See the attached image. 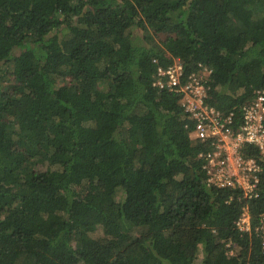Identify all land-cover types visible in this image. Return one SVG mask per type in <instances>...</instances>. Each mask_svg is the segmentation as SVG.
<instances>
[{
	"label": "trees",
	"instance_id": "trees-1",
	"mask_svg": "<svg viewBox=\"0 0 264 264\" xmlns=\"http://www.w3.org/2000/svg\"><path fill=\"white\" fill-rule=\"evenodd\" d=\"M176 60L239 111L264 0H0V264H264V159L242 148L257 196L209 183L211 142L154 84Z\"/></svg>",
	"mask_w": 264,
	"mask_h": 264
},
{
	"label": "built area",
	"instance_id": "built-area-1",
	"mask_svg": "<svg viewBox=\"0 0 264 264\" xmlns=\"http://www.w3.org/2000/svg\"><path fill=\"white\" fill-rule=\"evenodd\" d=\"M202 67L201 72H191L185 77L182 64L176 60L172 65L158 68L154 84L183 94L182 105L195 120L193 137L211 142L212 148L200 154L206 160L204 168L209 183L217 187H240L247 198L257 196L261 165L256 158L245 157L242 148L253 146L264 159V88L256 89L255 97L239 111H221L206 102L212 68ZM250 225L249 210L245 209L238 226L250 230Z\"/></svg>",
	"mask_w": 264,
	"mask_h": 264
},
{
	"label": "rangeland",
	"instance_id": "rangeland-1",
	"mask_svg": "<svg viewBox=\"0 0 264 264\" xmlns=\"http://www.w3.org/2000/svg\"><path fill=\"white\" fill-rule=\"evenodd\" d=\"M100 233H101V232L99 231V233H97V234H96V236H99V235H100Z\"/></svg>",
	"mask_w": 264,
	"mask_h": 264
}]
</instances>
